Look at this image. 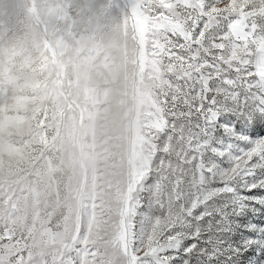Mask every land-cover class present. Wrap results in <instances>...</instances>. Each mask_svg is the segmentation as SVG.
Returning a JSON list of instances; mask_svg holds the SVG:
<instances>
[{
	"label": "rangeland",
	"instance_id": "1",
	"mask_svg": "<svg viewBox=\"0 0 264 264\" xmlns=\"http://www.w3.org/2000/svg\"><path fill=\"white\" fill-rule=\"evenodd\" d=\"M189 2L195 11L175 0H0V264L142 261L143 218L131 212L137 198L147 206L158 166L161 27L191 23L201 4L230 17L244 77L264 78V3ZM238 219L264 228L259 207ZM153 226L167 230L159 217ZM126 231L136 236L126 242Z\"/></svg>",
	"mask_w": 264,
	"mask_h": 264
},
{
	"label": "snow or ice",
	"instance_id": "2",
	"mask_svg": "<svg viewBox=\"0 0 264 264\" xmlns=\"http://www.w3.org/2000/svg\"><path fill=\"white\" fill-rule=\"evenodd\" d=\"M175 6L196 10L189 0ZM204 7L191 23L160 29V99L151 126L158 166L143 189L147 206L142 198L132 206L131 215L143 218L140 243L147 237L136 264H251L252 254L264 264V228L238 219L257 207L264 215V78L244 77L224 31L234 27L231 18ZM246 26L247 17L234 35ZM158 217L166 231L153 226ZM128 235L136 233L126 231V242Z\"/></svg>",
	"mask_w": 264,
	"mask_h": 264
},
{
	"label": "bare ground",
	"instance_id": "3",
	"mask_svg": "<svg viewBox=\"0 0 264 264\" xmlns=\"http://www.w3.org/2000/svg\"><path fill=\"white\" fill-rule=\"evenodd\" d=\"M262 46V48H264V45H261Z\"/></svg>",
	"mask_w": 264,
	"mask_h": 264
}]
</instances>
